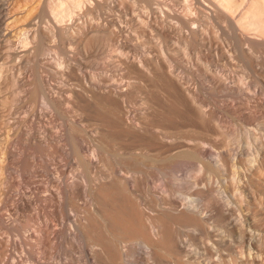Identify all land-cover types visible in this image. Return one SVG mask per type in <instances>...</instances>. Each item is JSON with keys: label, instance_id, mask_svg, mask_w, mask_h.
I'll return each instance as SVG.
<instances>
[{"label": "bare ground", "instance_id": "bare-ground-1", "mask_svg": "<svg viewBox=\"0 0 264 264\" xmlns=\"http://www.w3.org/2000/svg\"><path fill=\"white\" fill-rule=\"evenodd\" d=\"M11 1L0 264H264V0Z\"/></svg>", "mask_w": 264, "mask_h": 264}, {"label": "rangeland", "instance_id": "rangeland-1", "mask_svg": "<svg viewBox=\"0 0 264 264\" xmlns=\"http://www.w3.org/2000/svg\"><path fill=\"white\" fill-rule=\"evenodd\" d=\"M3 0H0V5H1V3L3 4V2H2ZM14 0H12L11 1V4H13V6H14V8L11 6V10H12V8H13V13H17L18 11H19V8L21 7L20 5H14V2H13ZM17 1H19V3H21V4H23L24 3V1H26V0H17ZM17 1H16V3H17ZM23 1V2H22ZM29 1H31V2H33L32 0H29ZM35 1H37L36 3V6L39 4L38 2H39V0H35ZM41 5V4H40ZM40 5H38L36 8H38V9H36V12L34 11L33 13H35V14H32V16H31V18L32 19H34L33 21H35V22H37V23H40V24H42V25H45L46 23H47V18L44 16V12H43V8H42V6H40ZM15 7H17V8H15ZM224 7V5L222 6V8ZM243 8V7H242ZM21 9V8H20ZM42 10V11H41ZM227 12L228 13H233L232 11H228L227 10ZM10 22H11V19H10V21H9V24L8 25H3V27L4 28H6V29H4L3 31H1L0 30V43H2V44H0V60H1V63H0V69L1 68H6V69H8L13 63H16L17 61H20L21 60V57H22V53H23V50L26 48V46L24 45H22L21 46V48H20V52L19 53H21L20 54V56H19V54H18V56H16L15 58H10L9 56H8V51H9V48H8V46H7V43H6V38L7 37H12V38H14V39H16L15 40V42H16V44H18L17 42H19V39H21V37L23 36V33H24V30L22 31V29H20L19 27H17V28H14V27H16V26H14L13 27V25L12 26H10L11 24H10ZM15 25V24H14ZM7 26V27H6ZM11 27L13 28V29H15V30H17V31H15V30H12L11 29ZM11 30H10V29ZM21 30V31H20ZM7 31V32H6ZM11 31H15V32H11ZM21 32V35H20V32ZM1 32H3V33H1ZM4 32H6V33H4ZM10 32L12 33L11 35H10ZM14 33V34H13ZM7 36H5V35ZM9 35V36H8ZM19 36H20V38H19ZM17 37V38H16ZM18 39V40H17ZM4 40V41H3ZM3 41V42H2ZM4 43H6V44H4ZM4 45V46H3ZM30 46V45H29ZM28 47V46H27ZM6 49V51H4ZM7 54H6V53ZM4 54H6L5 56H4ZM8 56V57H7ZM5 58V60H3L4 58ZM2 58V59H1ZM14 59V61H12ZM10 60L12 61V62H10ZM3 61H4V64H2L3 63ZM8 62V63H7ZM8 65V66H7ZM8 67V68H7ZM23 70V69H22ZM22 70L21 71H19L18 72V75L19 76H22L23 75V73H22ZM219 73L220 74H222L223 73V75L224 76H226V74H225V72H221V70H219ZM117 78H120V74H118V76H117ZM0 90H1V96H0V101L2 100V99H4L3 97L4 96H8L7 94H10V91H9V89H5V88H3V89H1V85H0ZM9 93H8V92ZM18 91H19V89H18ZM4 92V93H3ZM19 97V98H18ZM2 98V99H1ZM14 103H12V105H11V107L10 108H5L4 107V110H3V106L0 104V106L2 107L1 108V112H5V113H7V117H8V119L9 120H13L15 117H24V116H26L27 115V111H25L26 110V108H25V106L23 105V102H22V100L20 99V96L18 95L17 97H16V99L13 101ZM17 102V103H16ZM20 104V105H19ZM14 105V106H13ZM19 105V106H18ZM43 105V103L42 102H40V104H39V106L38 107H41ZM18 106V107H17ZM17 107V108H16ZM13 112L12 114H11V112ZM25 112V113H24ZM23 113V114H22ZM8 115H10V116H8ZM58 116V117H57ZM2 115L0 114V122H2ZM57 118V119H56ZM60 118V119H59ZM55 121H57V124H56V122H54V125H55V130H57V129H59L60 128V123L61 122H63L62 120H64V118H63V116L60 114V113H55ZM59 121V122H58ZM1 125H0V128L1 129H3V132H2V130L0 129V137L1 136H3L4 135V133L6 134V133H8V131H9V133L7 134L8 136H10V137H12L13 136V134H14V132H13V129H10L9 130V128L10 127H6L5 125H4V123L2 122V123H0ZM8 128V129H7ZM11 133H13V134H11ZM3 134V135H2ZM14 169H12V171H13ZM6 174V176H5V179L7 180L8 178L10 179V180H7L8 181V183H7V181L3 178L4 177V175ZM5 174H3V177H2V175H1V181H0V185H2V184H6V185H2L1 186V188H0V191L2 192V194L0 195V200L2 201V206L0 205V208L3 210V212L6 214V216H7V214H9V215H14V206H13V204L11 203V202H7V204H6V201H5V195H4V193L5 192H8V193H10V192H16V189L14 188H12V186H16V185H13L12 184V182H11V177L10 176H12V178H13V176L15 177V179L17 180V181H20L21 182V178L19 177V176H17V175H14V173H11L10 175H8L9 173H5ZM7 176H8V178H7ZM3 182H5V183H3ZM11 183V185H10V183ZM2 183V184H1ZM9 185V186H8ZM5 186V187H4ZM19 186H21V188H20V190H22V189H24L25 188V184L24 183H21V184H19ZM23 186V187H22ZM4 187V188H3ZM154 188H158V186H154ZM4 196V197H3ZM1 201H0V204H1ZM5 201V202H4ZM4 203L6 204L5 205V209H4ZM13 207H12V206ZM10 206V207H9ZM9 208H10V211H9ZM8 210V211H7ZM6 211V212H5ZM11 213V214H10ZM67 214H70V215H74L75 214V211L74 210H72V209H68L67 210ZM35 223V225L37 224V222L36 221H34L33 222V224ZM67 223V225H69L68 224V222H66ZM35 225H34V227H35ZM33 228V227H32ZM2 231V229H0V233H2L1 232ZM8 233V232H7ZM6 232L4 233H2V235H5V236H10V237H13V238H19V236L18 235H16V234H14V233H8L7 234ZM1 235V234H0ZM68 244V245H67ZM70 244L69 243H65V245H64V247L62 248V249H56V248H51L50 249V253H48V256H46L45 258H47V259H43L42 258V256L44 255L42 252H40L41 251V249L38 247V245H35L36 247H38V250H40V251H36L35 252V254L38 256V254L39 255H41V256H38V257H40L41 259H43V260H45L44 262H46V264H59L62 260H69L70 259V256H68L69 255V253L70 252H73L76 256H77V258H78V256H80L82 253H80V252H77L76 250H72L71 248H70V246H69ZM68 247V248H67ZM52 250V251H51ZM59 251V252H58ZM53 252V253H52ZM40 253H42V254H40ZM52 253V255H51V257H50V254ZM55 256H54V255ZM84 261H85V258H84ZM26 262V263H25ZM22 263L23 264H31V261H28L27 259H22Z\"/></svg>", "mask_w": 264, "mask_h": 264}]
</instances>
